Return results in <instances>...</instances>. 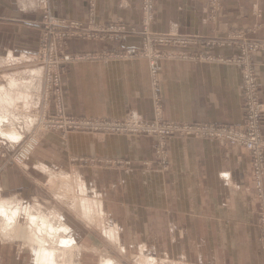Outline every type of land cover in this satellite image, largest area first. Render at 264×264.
I'll return each instance as SVG.
<instances>
[{"label": "crops", "instance_id": "crops-1", "mask_svg": "<svg viewBox=\"0 0 264 264\" xmlns=\"http://www.w3.org/2000/svg\"><path fill=\"white\" fill-rule=\"evenodd\" d=\"M208 1L156 0L151 32L188 42L164 48L172 57L160 62L157 95L167 121L239 127L241 67L224 59L240 49L226 40L243 31L264 43V0H221L218 9ZM92 3L95 25H121L127 35L113 43L68 42L66 53L81 58L64 65V114L153 120L149 60L122 56L141 50L142 1L49 0L54 18L86 24ZM42 18L37 0H0V86L12 91L15 81V87L27 88L22 95L33 104L25 128L0 125V204L9 211L24 209L18 225L0 217V264H43L37 257L42 242L32 236L28 212L46 215L76 238L68 250L59 238L51 241L58 247L57 264H102L119 256L122 264L131 256L159 264H264L250 157L242 147L176 136L167 141L170 166L161 170L154 136L40 129V145L26 165L12 162L16 147L36 130L44 84L37 64ZM253 57L264 104V49ZM1 128H15L21 138L12 141Z\"/></svg>", "mask_w": 264, "mask_h": 264}, {"label": "built area", "instance_id": "built-area-1", "mask_svg": "<svg viewBox=\"0 0 264 264\" xmlns=\"http://www.w3.org/2000/svg\"><path fill=\"white\" fill-rule=\"evenodd\" d=\"M146 1L147 4H142V35L147 37V41L142 50H129L124 56L138 55L149 59L150 74L155 92L154 119L144 121L137 116L129 115L124 119L108 121L70 117L64 114L62 109V73L64 65L72 60L81 58L66 53L65 40L77 39L79 37V39L93 41V39H100L105 35L111 37L113 33H115V38H122L127 35V30L121 25H95L93 20L95 4H90L91 19L87 24L82 21L56 19L51 15L49 4H40L43 11L41 24L43 37L41 44L43 48L39 49L38 57L43 68V73L47 70L44 77V88H47L48 91V98L45 100V103H47L45 108L47 110L42 109V129L60 131L63 134L74 131L95 134L154 136L157 139L155 146L156 165L161 170H167L170 166L167 141L176 136H192L216 140L230 147H242L246 149L249 153L254 172L255 192L259 206L258 228L260 231V242L262 249H264V104L260 99L261 88L258 82L259 78L252 61L253 52L264 49V45L256 42L253 43V40H250L246 34L238 32L230 34L226 40L230 45H236L240 49L239 55L226 58L224 62L241 67L244 105V121L241 126L187 124L167 121L163 118V107L157 95L161 72L160 62L163 59L172 57L164 48L185 46L188 42L176 37L153 34L150 30V25L154 20L155 4L152 3V0ZM44 2L47 3V0H44ZM212 6L214 9H218V4H213ZM160 50H163V52ZM52 107L53 113L50 109ZM45 116H48V120H46ZM39 145V134L34 133L29 135L20 144L15 157L13 155L12 162L17 166H24Z\"/></svg>", "mask_w": 264, "mask_h": 264}, {"label": "bare ground", "instance_id": "bare-ground-1", "mask_svg": "<svg viewBox=\"0 0 264 264\" xmlns=\"http://www.w3.org/2000/svg\"><path fill=\"white\" fill-rule=\"evenodd\" d=\"M43 78V77H42ZM15 81H12L11 82V85H9L10 87H11V89H12V91H7V90H5L4 88H1L0 89V107H3V108H8V107H10L11 105H13V103H14V101H15V99L16 100H18L19 99V97L18 98H16L15 96H14V91H13V89H14V83ZM30 88V90H32L31 88L32 87H29ZM20 92V91H19ZM30 92V91H29ZM25 94V93H24ZM26 95V94H25ZM30 95V94H29ZM32 97V96H31ZM23 100V99H22ZM25 101V100H24ZM23 101V102H24ZM20 102H21V100H20ZM30 102H31V100H30ZM29 102V103H30ZM25 103V102H24ZM19 104V103H18ZM17 104V105H18ZM21 104V103H20ZM26 104V103H25ZM14 106H16V105H14ZM35 109V108H34ZM5 110V109H4ZM9 110H10V108H9ZM36 110V109H35ZM11 112V111H10ZM31 112V111H30ZM6 113H7V111H6ZM10 114H12V113H10ZM9 115V114H8ZM7 114H6V116H8ZM29 115V114H28ZM10 116V115H9ZM14 116V115H13ZM5 119H7V117H4V116H2V117H0V125H2L5 121ZM8 120V119H7ZM9 121V120H8ZM30 121V120H29ZM33 121V120H32ZM34 122V121H33ZM6 123H8V122H6ZM18 130V129H17ZM17 130L15 129V128H9V129H6V130H4L3 128H1V134L3 135V136H5L6 138H10L12 141H18L20 138H21V136H20V134L17 132ZM5 138V139H6ZM9 140V139H8ZM10 140V141H11ZM86 190V189H85ZM84 192V191H83ZM88 193V192H87ZM19 205V204H18ZM0 217H3V219H6V220H8L9 221V223H11V226H12V224L13 225H18V224H16L17 223V221H18V218H20V216H21V211H23L24 209H15V210H11V211H9L8 209H7V207H5L4 205H1L0 204ZM11 209H13V208H11ZM26 210V209H25ZM23 214V213H22ZM46 215H44V216H38L37 214H33L32 212H28V214H27V219L29 220V228L32 230L31 232H33V234H32V236H34V238L36 237H38V239H36L37 241L36 242H38V244L40 243V242H42V244L40 245V246H38L39 248L37 249V251H38V258L40 257V258H42V259H40L41 260V262L43 263V264H57V253H58V247H56V246H53V245H51V241L52 242H54V240H56V238L58 239H60V241H59V243H60V245H61V247H63V248H65V250H68V248H70L71 246H73V244H74V242L76 241V238H74V235L73 234H71V230L68 228V227H66V226H64V225H62L61 226V221H60V218H59V225L61 226V227H58V228H56L55 227V225L53 224V223H49V221H48V219H47V217H45ZM25 220H26V217H25ZM5 222V221H4ZM16 222V223H15ZM4 224V223H3ZM5 224H7V222L5 223ZM63 224V223H62ZM9 225V224H8ZM21 226H22V224H20ZM57 225V224H56ZM5 226V225H4ZM6 227V226H5ZM13 228H14V226H13ZM29 228H27L26 227V229H28L29 230ZM5 229H7V228H5ZM19 229V228H18ZM21 229V228H20ZM23 229V228H22ZM0 230H1V227H0ZM1 231H3V227H2V230ZM0 231V232H1ZM20 231H22V230H20ZM23 231H24V229H23ZM10 232H13V231H10ZM17 232V231H16ZM27 232V231H26ZM26 232L24 231V233H25V235H22V236H25L26 237ZM65 233V235L66 236H60V233ZM14 233V232H13ZM12 233V234H13ZM23 233V232H22ZM7 233H5V235H6ZM10 233H8V235H9ZM7 236V235H6ZM28 236V235H27ZM30 236V235H29ZM31 236V238H30V240L33 238ZM113 236V235H112ZM11 238V237H10ZM39 238H45V240L46 241H44V243H43V241H40V239ZM46 238H49L50 240H48V239H46ZM28 240V239H27ZM30 240H28V241H30ZM41 240H43V239H41ZM32 241H33V239H32ZM31 242V241H30ZM35 241H33V243H34ZM46 242L49 244H47L46 245ZM28 243V242H27ZM33 243H30V244H33ZM35 246V245H34ZM32 247H33V245H32ZM35 247H37V246H35ZM30 248V247H29ZM34 248V247H33ZM38 260V259H37ZM102 264H114V263H112L109 259H107L106 261H103L102 262Z\"/></svg>", "mask_w": 264, "mask_h": 264}, {"label": "rangeland", "instance_id": "rangeland-1", "mask_svg": "<svg viewBox=\"0 0 264 264\" xmlns=\"http://www.w3.org/2000/svg\"><path fill=\"white\" fill-rule=\"evenodd\" d=\"M38 1V4H49V0H47V3H45L44 2V0H37ZM142 1V4H147V1L146 0H141ZM152 3L153 4H156V0H152ZM208 3L209 4H221V0H209L208 1ZM93 4V3H92ZM41 24H42V21H41ZM111 25H116V24H111ZM108 26H110V25H108ZM258 27L260 28V26L258 25ZM255 28V27H254ZM153 33V32H152ZM238 33H244L243 31H238ZM253 33H254V31H253ZM141 34H142V32H141ZM154 34V33H153ZM245 34V33H244ZM113 36V37H112ZM112 36L110 37V36H107V35H105L103 38H100V39H93V42H100V41H102V42H110V43H113L114 41H119V40H122L123 38H125V37H122V38H115V33H113L112 34ZM143 37V41H142V47L140 48L141 50L143 49V46H144V44H145V42L147 41V37L146 36H142ZM249 38V37H248ZM42 39H43V37H42V33H41V36H40V39H39V46H38V49H42L43 47H42ZM250 40H253V43L254 42H256V43H258V44H260V45H264V43H261L260 41H262V40H258V39H256V38H249ZM71 40H82V41H84V39H79V37H77V39L76 38H73V39H70V40H65V48H67V44H68V42L69 41H71ZM88 41H90V40H88ZM92 41V40H91ZM264 42V41H263ZM261 50V49H260ZM259 50V51H260ZM140 51V50H139ZM161 52H163V50H160ZM257 52H258V50H257ZM126 52H124L123 54H122V56H124V54H125ZM254 53H256V52H253V56H254ZM240 54V53H239ZM38 56H39V52H38ZM147 58V57H146ZM148 59V58H147ZM149 60V59H148ZM252 61H253V63H254V57H252ZM37 64L38 65H40L41 66V62L39 61V57H38V60H37ZM254 69H255V63H254ZM43 70V69H42ZM46 71L47 70H45V73H46ZM255 72H256V74H257V71L255 70ZM45 73H43V80H44V77H45ZM257 76H258V74H257ZM259 78V77H258ZM45 84H43V93H42V96H41V105H40V107H39V114H38V117L37 118H35V121H34V126H35V128H36V130H34V131H32L29 135H32V134H34V133H38L39 132V130L41 129V130H46L45 128L44 129H42V125H41V120H42V117H43V110L42 109H44V110H47L45 107H46V105H47V103H45V100L48 98L47 97V93H48V91H47V88L45 89L44 86ZM1 88H4L5 90H7V91H9L8 89V87H3V86H0V89ZM26 89L27 88H23V86L21 85V86H19V85H16V87H15V92H14V96L16 97V98H18L19 97V99L18 100H16L15 99V101H14V103H13V105H11L10 107H8V108H1L0 109V113L2 114V113H6V111H7V115L8 116H4V117H7V119L9 120H7V119H5L4 121L5 122H8L9 124L10 123H13V125L17 128V129H19V128H22V127H26V125L24 124L25 122H26V115H28L29 114V110H28V108L30 107L29 105H33L32 103L31 104H27L28 103V101L29 100H27V99H25V94H24V90L26 91ZM46 90V91H45ZM19 91H21V92H19ZM22 94H24V96L22 95ZM23 99V100H22ZM20 100H21V102H20ZM25 100V101H24ZM26 103H24V102ZM19 103V104H18ZM21 103V104H20ZM18 104V105H17ZM14 105H16V106H14ZM9 108H10V110H9ZM55 108V107H54ZM51 109V111L53 110V107L52 108H50ZM11 111V112H10ZM45 112V111H44ZM10 113H12V114H10ZM47 113H49V112H47ZM14 115V116H13ZM45 115V114H44ZM2 117V116H1ZM48 117V116H47ZM46 116H45V118H46V120H48V118H47ZM32 120V119H31ZM47 123V122H46ZM4 124V123H3ZM22 126V127H21ZM9 129V128H8ZM28 135V136H29ZM27 136V137H28ZM26 137V138H27ZM19 146H20V144L16 147V149H15V152L12 154V156H11V160H12V157H13V155H14V157H15V155H16V151L18 150V148H19ZM26 165V164H25ZM24 165V166H25ZM250 165H251V160H250ZM21 167H23V166H21ZM251 169H252V165H251ZM252 173H253V181H254V189H255V179H254V172H253V169H252ZM41 216H44V215H41ZM45 217H47V216H45ZM3 218V217H2ZM258 219H259V209H258ZM52 222V221H51ZM259 230V229H258ZM24 231L26 232V235H28V232H30V229L28 230V229H26V228H24ZM24 231H22L23 232V234L25 235V233H24ZM64 234V233H63ZM60 236H66L65 234L64 235H60ZM259 237H260V231H259ZM260 248H261V253H262V256H263V262H264V249H262V245H261V242H260ZM113 256V255H112ZM122 258V256H119V259L117 258H110L109 260L112 262V263H114V264H122L123 262H121L120 261V259ZM108 259V258H107ZM106 259V260H107ZM130 260L129 261H125L124 260V262H126L125 264H159L160 262L159 261H149V260H144V259H140L139 258V256H131L130 258H129ZM106 260H104V261H106ZM151 262H153V263H151ZM173 264H178V263H173Z\"/></svg>", "mask_w": 264, "mask_h": 264}]
</instances>
